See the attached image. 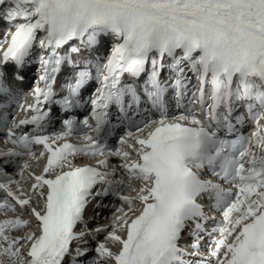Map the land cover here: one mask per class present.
Instances as JSON below:
<instances>
[{
    "label": "snow or ice",
    "instance_id": "1",
    "mask_svg": "<svg viewBox=\"0 0 264 264\" xmlns=\"http://www.w3.org/2000/svg\"><path fill=\"white\" fill-rule=\"evenodd\" d=\"M0 137V264H264V0H0Z\"/></svg>",
    "mask_w": 264,
    "mask_h": 264
},
{
    "label": "bare ground",
    "instance_id": "2",
    "mask_svg": "<svg viewBox=\"0 0 264 264\" xmlns=\"http://www.w3.org/2000/svg\"><path fill=\"white\" fill-rule=\"evenodd\" d=\"M111 201H109L108 207L101 209V214L98 217V220L93 221L94 217H92V216L88 217V222H89V224L92 225L90 227H95L97 224H100V225H110L111 224L112 212H110V211L113 210V208H112L113 206H112ZM115 203H116V206H120L118 201H116ZM110 205L112 207H110ZM92 222H94V225L92 224Z\"/></svg>",
    "mask_w": 264,
    "mask_h": 264
},
{
    "label": "rangeland",
    "instance_id": "3",
    "mask_svg": "<svg viewBox=\"0 0 264 264\" xmlns=\"http://www.w3.org/2000/svg\"><path fill=\"white\" fill-rule=\"evenodd\" d=\"M110 212H113V210H111ZM90 220V219H89ZM93 221H94V219H93ZM92 224L94 225V222H92ZM92 226V225H91Z\"/></svg>",
    "mask_w": 264,
    "mask_h": 264
}]
</instances>
